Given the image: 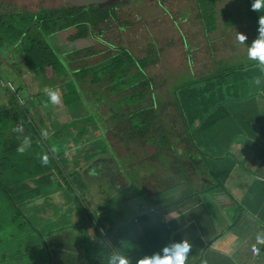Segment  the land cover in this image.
Listing matches in <instances>:
<instances>
[{"label": "trees", "instance_id": "trees-1", "mask_svg": "<svg viewBox=\"0 0 264 264\" xmlns=\"http://www.w3.org/2000/svg\"><path fill=\"white\" fill-rule=\"evenodd\" d=\"M217 1L196 0L206 33L215 31L214 6ZM118 6L78 8L64 3L55 9L41 8L30 13L11 11L5 4L0 5L3 11H0V24L3 19L9 22L20 16L19 24L9 23L13 31L6 30V33L13 45L18 44L17 53L25 66L17 78L22 84L15 85L17 79L12 81L7 72H2L0 80V243L4 247L0 252V263L26 260L24 264H127L129 259L130 264H134L128 257L135 255L122 251L125 243L116 237V227L106 230L108 221L114 220L117 224L123 218L122 211L111 215L112 208L126 203L125 200H107L112 196V190L121 195L134 186L143 201L139 218L151 216L158 220L163 218L160 211L172 206L182 208L185 202H194L198 194L206 200L207 191H212L208 186L229 194L225 180L234 166L242 165L231 156L229 148L233 142L246 140L244 131L252 126L249 120L259 115L256 99L264 101V40H261L256 17L252 21L256 39L254 63L209 77L192 78L175 87L171 105L178 122L165 126L161 115L165 109L158 107L151 88L153 82L146 72L156 62L154 53L136 59L127 48H116L114 54L95 64L79 68L71 64L70 69L47 40L59 32H73L69 36L72 42L96 36L101 27L109 29V23L118 21L115 14ZM25 74L40 76L44 86L60 81L53 88L60 103L59 110L55 112L52 98L38 101L35 98L40 94L30 96L28 85L23 81ZM88 77V84L107 83L100 88L107 91V97L119 95L105 114L99 112V107L104 105L106 95L100 97L94 89L89 92L95 99L91 97V100L79 88ZM245 96H249L248 99ZM238 116L245 122H239L242 120H238ZM68 117L66 122L59 124L60 129L54 131L51 128L55 120ZM103 121L114 127L126 124V130L122 127V136L114 132L116 141L121 142L124 134L131 135L128 142L137 140L140 146L154 147L148 158L150 162L155 160L166 170L170 167L165 179L158 178L161 190L156 196L180 188L181 176L183 182L188 183V170L197 176L201 175L198 170H203L210 185L203 184L198 191L188 186L187 196H182L174 205L163 203L151 208L147 203L149 198L142 187L134 184L132 174L123 171L128 184L124 188L112 182L116 175L109 163L116 165L119 162L104 133ZM107 127L111 129L109 125ZM177 143L182 144L180 149ZM259 148L264 149V145L260 144ZM214 166L218 167L219 173L215 172ZM102 179L108 183L107 192L95 204L96 193L90 183ZM96 186L102 188L100 184ZM55 195L61 196L66 206L57 207L52 201ZM133 196L134 200L138 197ZM110 201L111 205L108 204ZM193 207L205 208L207 204L202 200ZM245 208V201L237 203L235 212L239 215L231 222L232 226ZM73 211L80 219L78 225L70 224ZM7 227L14 233H10L11 230L6 233ZM56 230L66 235L56 237L52 234ZM38 245L41 249L32 248ZM9 247L17 250L6 249ZM76 248L80 250L78 253ZM38 251H43V263ZM146 254L144 249L138 251L139 256ZM258 263L264 261L257 258L255 264Z\"/></svg>", "mask_w": 264, "mask_h": 264}, {"label": "rangeland", "instance_id": "rangeland-1", "mask_svg": "<svg viewBox=\"0 0 264 264\" xmlns=\"http://www.w3.org/2000/svg\"><path fill=\"white\" fill-rule=\"evenodd\" d=\"M247 2L246 0L217 1L214 6L215 21L213 27H215V31L212 33H206V27H203L201 23L199 18L201 12H199L197 8L196 0H134L118 6L115 10L118 21L112 22L111 24L109 23V29L105 30L106 27H101L100 33H96V36H89L87 40L81 39L72 42L69 36L72 35L73 32H62L60 35H57V40L55 35L49 36L47 40L54 51H56L57 55L60 56L69 67L72 64V66L78 68L87 64L91 65L107 58L115 53L116 48H127L130 53L138 59L147 57L150 52L153 53L157 48L164 50L166 44L170 42V47H173L174 50L171 52V48H168L167 51H164V55L163 52H160L163 59L156 66L148 68L146 72L155 86L158 84L157 82H161L162 80L164 83L171 81L169 82V91H172L175 87L189 82L193 78L192 69L200 68V66L205 68V73H202V75L209 77L222 71L237 70L238 68H244L248 65L251 66L254 63L256 57L253 54L256 50V43L252 39L255 31H252L251 28L253 27L252 21L254 22V19L250 16ZM63 5L64 3L48 7L47 9H55ZM260 10H264V0L263 4L260 6ZM37 11L30 13H35ZM19 17L20 16H17L14 20H10L9 22L3 19L0 24V80L1 77H3L2 74L7 72L6 75L8 73L11 74L13 81L17 79L18 74L25 69L17 53L16 47L18 44L13 45L9 40V35L7 36L6 33V30H8V32L13 31L9 23L19 24ZM263 22V19L259 18V22L257 23L263 26ZM14 27L19 28V26ZM181 41H183L185 47L189 48L188 50H191L188 55L192 63L190 64L188 61L187 68L185 67V60L183 59L184 51L181 47ZM193 48H196V50H192ZM91 52L95 54L90 55ZM180 56H182V58ZM153 57H155L154 54ZM10 68H12L13 71H9L8 69ZM4 69H6V71ZM46 70L48 74L49 70ZM89 80L90 77L87 78L86 82H83L81 85L79 84V88L83 94L87 93L88 90L97 89L100 97H104L105 95L107 97V91L100 89L105 85V82L90 85L87 83ZM23 81L28 85L30 96H37L40 94V96L35 98L38 101L39 99L43 101L46 98H52L51 103L55 108V112L59 110L58 106H60V103L57 101V96H54L56 91L53 89L55 87L54 85L60 82L59 80L55 81L52 85L44 86L40 83V76L25 74ZM20 83L22 84L20 79L15 81V85H20ZM158 88L159 87H157V89ZM162 88L166 87L164 86ZM118 96L119 95L109 96L103 99L104 105L99 107V112L102 114L108 112L111 103H115ZM92 98L94 99V97ZM158 106H160L159 103ZM167 112L168 110H164L161 113L163 116V125L165 126L169 124L168 121L171 119V116L168 115ZM68 119L69 117L62 119L61 124ZM122 127L127 129V125L123 123L115 126L114 132L117 131L116 134L119 133L120 136H122ZM51 128L55 131L58 128L60 129V125L54 123L51 124ZM124 129L123 131L126 130ZM114 132L108 134L107 137L113 149L114 157L121 165L119 163H116V165L115 163H109V166L112 168V173L116 175L115 181L112 180V182L116 183L119 187H126L128 184L124 179L123 171H125L128 172V175H133L134 184L142 187L145 193L148 191L152 192L153 188L150 189V186L154 183V180L156 181L160 177L165 179V174L169 173L168 170L165 171V169H163L159 162H155V160L153 162L149 161V155L155 150L154 147L140 146L139 143L136 142L137 140L128 142V139L133 136H126V134L123 135V140L118 142L116 141L118 134L115 135ZM103 139H106V137ZM127 142L128 144L125 145ZM176 146L180 149L182 144L177 143ZM240 146H242V143L233 142L229 151L233 153L238 150L242 151V147ZM86 148L88 150L90 149L89 146ZM188 176L193 182L196 181L195 175L188 174ZM94 182L96 181L91 182L90 186L94 187V192L96 193L94 195L96 197H94L93 200L96 204L102 200L104 192H107L108 183H106V179L97 181L96 183L100 184L102 187L99 188ZM115 191H111L112 196L108 197L107 200L113 199L117 202L125 200L126 203L117 205L114 209L112 208L111 215H116L115 213H120L122 211L121 213L124 218L131 217L136 219L138 214L135 215L134 213H138L139 206L135 207V203L139 202L140 193L135 191V187L132 185L127 191L124 190L121 195H117ZM89 194L92 195V193ZM133 195L138 197H135L134 200ZM132 196L133 200H131ZM52 201L57 207L66 206L64 199L59 195H55ZM90 203L92 205L91 201ZM76 213V211H73L71 214V222L69 221L71 225L79 224V217ZM134 225L138 227L137 224ZM6 229V233H8L12 228L10 229L7 227ZM103 232L106 234L104 230ZM10 233H14V231L11 230ZM145 242L146 237L144 233L141 238H134V241L132 238H128V243L123 244L124 249H122V251L125 250L124 253L131 252L134 254L136 243L144 246ZM12 248L14 252L17 250L16 247H9L6 249ZM3 249L4 247L2 243H0V252L3 251ZM74 255L80 257L81 254ZM39 256L41 259L40 262L43 263V251L39 253ZM127 261L130 264L129 259ZM13 262L14 261L10 260V262L5 261L0 264H24L26 260L24 262Z\"/></svg>", "mask_w": 264, "mask_h": 264}, {"label": "crops", "instance_id": "crops-1", "mask_svg": "<svg viewBox=\"0 0 264 264\" xmlns=\"http://www.w3.org/2000/svg\"><path fill=\"white\" fill-rule=\"evenodd\" d=\"M60 34L61 32L54 34L56 40L57 35ZM170 45L169 42L164 50L157 48L153 51L155 55L153 59L156 62L148 68L159 64L163 59L160 52H163L164 55V51L171 48ZM181 47L184 51L183 59L187 68L188 61L190 64L192 63L188 55L191 50L184 46L183 41H181ZM172 50H174L173 47L171 52ZM192 50H196V48ZM180 57L182 58V56ZM203 68L200 66V68L192 69V77L194 79L205 77L202 75V73H205V68ZM4 70L6 71V69ZM8 70L11 71L12 68ZM169 82L164 83L162 80L157 82L156 86L153 83L151 88L155 99H157V105L158 103L160 105L158 107L168 110L167 114L171 116L168 122L177 124L178 119L174 107L171 105L173 96L172 91H169ZM106 85L105 82L104 86ZM164 86L166 88H162ZM157 87L159 88L157 89ZM90 91H87V95L92 100V95L89 94ZM245 97L248 99L249 96ZM255 103L259 115L256 119L251 118L249 120V124L252 126H249L247 132L244 131L246 140L243 142L236 141L242 143V146H240L242 151L230 152L231 156L236 158L242 165L237 164L234 166L225 180L224 186L228 190V195L221 192L220 188L216 190L208 186L210 181L206 182L208 178L203 170H198L201 175H195L196 181L194 182L189 176H187L189 178L188 183L183 182L184 178L181 176L180 188H175L164 196L163 194L156 196L161 190L157 179L150 186V189L153 188L152 192L145 193L144 191L150 200L147 203L151 205V208L163 203L173 204L180 201L182 196H187L189 193L187 191L188 186L198 191L204 184L212 191H207L206 200L198 194L194 202H185V206L182 208L177 209V207L172 206L173 208L168 207L166 211H160L161 216H163L162 220L151 216L139 218L140 204L143 202L140 197L139 202L135 203V207L139 206L138 213H134L135 215L138 214L136 219L123 217L118 224L114 220L107 222L105 225L106 230L116 227L114 229L116 237H120L125 244L128 243V238H132L134 241V238H141L143 233L145 234L146 242L144 246L136 243V248L134 247L135 256L133 258L128 257L134 264H255L257 258L264 261V149L259 148L260 144L264 145V101L256 99ZM237 119L242 120V116H238ZM61 120H55L52 124L59 125ZM102 124L106 126L103 127L106 136L114 132L112 123L103 121ZM108 125L111 128L109 130ZM257 126H261V128ZM209 153L210 151L207 152L208 155ZM213 169L219 173L218 167L214 166ZM187 172L194 175L191 170ZM202 200L207 204V207H193V205L197 206ZM235 200L238 204L245 201L246 208L240 214L237 223L232 226L231 222L239 215L235 212L237 206V203H234ZM108 204L111 205V201ZM134 224H137L138 227ZM52 234L56 237L66 235L58 233L57 230ZM39 246H33L32 248L39 249L41 247ZM143 249L147 251L144 257L138 255V251ZM79 251L76 248V252ZM228 261L229 263H227Z\"/></svg>", "mask_w": 264, "mask_h": 264}, {"label": "water", "instance_id": "water-1", "mask_svg": "<svg viewBox=\"0 0 264 264\" xmlns=\"http://www.w3.org/2000/svg\"><path fill=\"white\" fill-rule=\"evenodd\" d=\"M131 1L133 0H0V5L5 4L11 11L34 12L41 8H48L62 3L78 8L96 6L97 8L103 9ZM1 8L0 11L3 12Z\"/></svg>", "mask_w": 264, "mask_h": 264}, {"label": "flooded vegetation", "instance_id": "flooded-vegetation-1", "mask_svg": "<svg viewBox=\"0 0 264 264\" xmlns=\"http://www.w3.org/2000/svg\"><path fill=\"white\" fill-rule=\"evenodd\" d=\"M246 1H248L247 5L250 6L249 7V12L252 11V13L250 14L251 18L254 19V16H255L257 22H259V18L263 19V21H264V10L263 11L260 10V6L263 4V0H246ZM259 27H260V32H261V40H264V22H263V26L259 25ZM251 28H252V31H253L254 30L253 27H251ZM252 40H256L254 36H253Z\"/></svg>", "mask_w": 264, "mask_h": 264}]
</instances>
